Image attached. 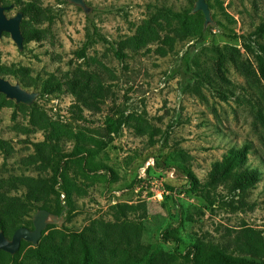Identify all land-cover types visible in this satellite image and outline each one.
<instances>
[{"label": "rangeland", "instance_id": "rangeland-1", "mask_svg": "<svg viewBox=\"0 0 264 264\" xmlns=\"http://www.w3.org/2000/svg\"><path fill=\"white\" fill-rule=\"evenodd\" d=\"M84 1L89 12L2 1L7 16L22 11L23 47L0 35V75L39 95L0 94V224L10 237L37 208L56 211L35 150L53 129L61 151H93L115 179L69 163L70 217L44 230L41 257L22 241L0 264H191L180 253L195 242L264 262V0H206L205 28L200 10L171 16L195 0Z\"/></svg>", "mask_w": 264, "mask_h": 264}, {"label": "trees", "instance_id": "trees-1", "mask_svg": "<svg viewBox=\"0 0 264 264\" xmlns=\"http://www.w3.org/2000/svg\"><path fill=\"white\" fill-rule=\"evenodd\" d=\"M2 1L4 0H1V2ZM191 8L186 9L183 12H172L171 16L178 18L181 21H184L190 18L191 16H193L191 12ZM26 9H30V8H26ZM259 32L263 33L264 28L260 26ZM259 49L261 54L257 55L259 57L258 69L260 74L264 77V45H260ZM2 69L3 68L0 66V70ZM109 127L111 129L113 127V124L111 123ZM57 135H58V131L53 129L51 133L45 136V140L36 143L35 150L36 153H38V157L40 158V160L44 164L48 165L51 170V176L49 177V179L42 180V183L40 185V189L43 193L42 195L55 196V206L57 209L56 211H52V212L59 213L61 210H64L67 220L73 211L72 202L66 190L67 182L65 178V171L69 163L78 160L83 171L88 174L98 175V174H103V172H107L108 179L110 181H113L115 179V173L113 172V170H111L109 167L105 165L95 164L92 159L95 153L91 150H79L77 148H73L68 152L61 151L60 147L54 141V138ZM43 146H46L48 148L46 152L42 151ZM212 171L213 172L210 174L211 178H215L217 175L221 176V174H223V172L220 171L219 166H215ZM255 180H257V175H255L254 171L243 172L238 176L236 175L234 177V189L242 188L244 187L245 184L252 183ZM191 182L192 184H197L196 178L192 177ZM40 197L42 196H33L34 200L41 199ZM39 208H45V207H39ZM2 226L3 225L0 224V228H1L0 230H3ZM54 226L57 225L50 224L44 230ZM44 230L42 231V233L44 232ZM36 246L34 248L35 251L34 254L35 256L41 257L39 247ZM4 252L5 251L0 250V255L1 253ZM15 254L7 253L8 258L10 260H13L16 257ZM180 257H182L186 261H189L191 264H264L262 260H259L250 254L232 255L223 252L222 250L215 247H211L207 249L206 246L201 242H195L193 244L188 245L184 250V252L180 253ZM80 264H88L87 259H83Z\"/></svg>", "mask_w": 264, "mask_h": 264}, {"label": "water", "instance_id": "water-1", "mask_svg": "<svg viewBox=\"0 0 264 264\" xmlns=\"http://www.w3.org/2000/svg\"><path fill=\"white\" fill-rule=\"evenodd\" d=\"M75 5L80 6L85 12H89L90 8L84 0H67ZM13 4L7 6L2 5L0 0V35L3 32L9 33L11 39L15 42L19 49L23 47V34L20 28L22 11H16L15 15L7 16L6 10L12 8ZM201 11L204 16L203 27L208 24H214L211 12L206 0H195L191 12ZM0 93L6 98L14 100L15 103L32 104L39 95L37 91H28L17 81L11 82L9 79L0 75ZM66 221L64 210L59 213L52 212L46 208L37 209L32 216V228L27 226H19L15 228L10 237L6 236L3 230H0V250L15 254L20 248L22 241H27L32 245H36L42 235V231L50 224L57 226L63 225Z\"/></svg>", "mask_w": 264, "mask_h": 264}, {"label": "flooded vegetation", "instance_id": "flooded-vegetation-1", "mask_svg": "<svg viewBox=\"0 0 264 264\" xmlns=\"http://www.w3.org/2000/svg\"><path fill=\"white\" fill-rule=\"evenodd\" d=\"M2 3V2H1ZM3 5V4H2ZM4 6H7V5H4ZM6 12V11H5Z\"/></svg>", "mask_w": 264, "mask_h": 264}]
</instances>
